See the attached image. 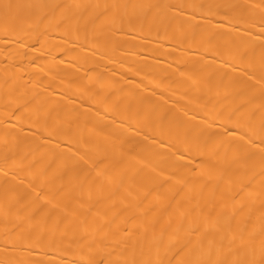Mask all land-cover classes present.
Returning a JSON list of instances; mask_svg holds the SVG:
<instances>
[{
	"label": "bare ground",
	"instance_id": "bare-ground-1",
	"mask_svg": "<svg viewBox=\"0 0 264 264\" xmlns=\"http://www.w3.org/2000/svg\"><path fill=\"white\" fill-rule=\"evenodd\" d=\"M0 264H264V0H0Z\"/></svg>",
	"mask_w": 264,
	"mask_h": 264
}]
</instances>
